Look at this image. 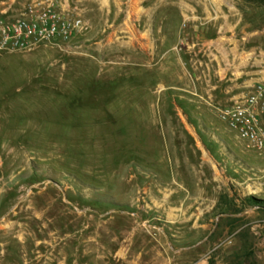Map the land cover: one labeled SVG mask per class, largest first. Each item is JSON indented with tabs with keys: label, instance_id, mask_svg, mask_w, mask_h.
Here are the masks:
<instances>
[{
	"label": "rangeland",
	"instance_id": "rangeland-1",
	"mask_svg": "<svg viewBox=\"0 0 264 264\" xmlns=\"http://www.w3.org/2000/svg\"><path fill=\"white\" fill-rule=\"evenodd\" d=\"M65 8L70 39L0 56V264H264V154L220 118L264 69V7Z\"/></svg>",
	"mask_w": 264,
	"mask_h": 264
},
{
	"label": "built area",
	"instance_id": "built-area-1",
	"mask_svg": "<svg viewBox=\"0 0 264 264\" xmlns=\"http://www.w3.org/2000/svg\"><path fill=\"white\" fill-rule=\"evenodd\" d=\"M69 0H0V56L26 53L42 45L57 47L81 28L82 20L66 11ZM220 118L236 136L264 154V69L253 85H245ZM116 264H124L117 259Z\"/></svg>",
	"mask_w": 264,
	"mask_h": 264
},
{
	"label": "trees",
	"instance_id": "trees-1",
	"mask_svg": "<svg viewBox=\"0 0 264 264\" xmlns=\"http://www.w3.org/2000/svg\"><path fill=\"white\" fill-rule=\"evenodd\" d=\"M248 1L256 3L258 6L264 7V0H248Z\"/></svg>",
	"mask_w": 264,
	"mask_h": 264
},
{
	"label": "crops",
	"instance_id": "crops-1",
	"mask_svg": "<svg viewBox=\"0 0 264 264\" xmlns=\"http://www.w3.org/2000/svg\"><path fill=\"white\" fill-rule=\"evenodd\" d=\"M263 71V70H262ZM262 71L259 72V74L257 75L256 79L254 81H252L251 83H248L246 85H253L256 81H257V78L258 76L262 73ZM245 86V85H244ZM243 87V86H242Z\"/></svg>",
	"mask_w": 264,
	"mask_h": 264
}]
</instances>
